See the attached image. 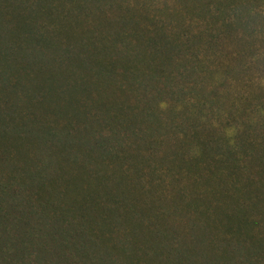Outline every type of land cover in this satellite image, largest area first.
Segmentation results:
<instances>
[{
	"label": "rangeland",
	"instance_id": "1",
	"mask_svg": "<svg viewBox=\"0 0 264 264\" xmlns=\"http://www.w3.org/2000/svg\"><path fill=\"white\" fill-rule=\"evenodd\" d=\"M5 2L8 3L0 4L2 39L7 38L9 30H17L31 14L29 6L19 7L10 3L11 0ZM124 3L130 6L131 14L134 12L132 7L138 9V15L128 22L117 21L120 25L112 29H107L106 23L100 24L98 31L91 36L104 37L90 41L80 54L87 56L86 51L89 50L94 60L99 58L97 54L100 53L104 56L102 58L111 56L115 61L130 59L131 52L125 57L124 48L132 49L135 57L137 50L149 57L157 56L156 53L167 54L172 58L166 60L163 72L184 73L183 67L175 65L189 68L194 60L191 59V52L195 51L199 58L196 63L203 62V65L196 67L194 62L192 70L213 75L209 78L211 83L204 84L202 92L216 96L206 102L208 107L207 110L201 109L203 113H198V110L189 113L187 109L182 113L187 104L186 98L191 101L193 98L176 91L173 83L171 90L156 92V87H162L154 73L155 80H150L146 93L136 86L128 89L129 85L123 91L106 89L103 99L108 107L111 99L117 104H122L119 100L124 103L125 114L133 106H136L132 109L136 115L139 107H146L162 124L165 123L163 130L146 136L148 140H155L149 152L141 145L145 141L138 134L119 132L114 137L108 134L115 119L108 117L111 109L107 107L102 111L108 114L90 106L85 100L87 102L83 101L82 108H79L81 112L86 111L85 117L78 115L77 119H69L70 105L78 104V101L70 105L66 103L71 93L89 90L82 87L83 83L73 82L83 69L90 73L87 62L74 74L70 70L73 68L67 67L64 61L56 62L54 67L60 69L51 68L45 77L49 89L59 88L53 90L54 98L45 95L37 103L35 100L40 99L35 95L38 88L32 89L27 83L20 84L19 78L15 79L16 93L6 101L5 110L0 107V264H97L100 251L103 254L107 251L101 257L102 262L99 258L101 264H128L120 254H126L127 248L135 242L138 244L133 236L138 234V239L142 240V234L134 232L131 221L130 225H123L119 214H127L130 208L135 207L145 215L147 211L150 214L157 212L164 218L166 216L162 213L174 205L177 210L172 217L164 219L166 225L172 226L168 237L164 236L161 240L159 237L154 242L160 247L158 256L161 260L166 259L168 248L182 246L186 249V264H218L211 262L209 256L212 252L208 247L219 246V243L225 247L232 246L236 241L241 249L230 251L232 254L226 260L227 264H264V163L260 167L255 166L252 162L257 160L248 159L240 152L237 164L246 168L236 180L237 198L226 196L219 201V194L209 190L217 178L209 180L208 189L206 186L198 187L193 179L185 177V166L176 164L177 160L169 157L172 150H179L184 158L199 155L194 144L195 137L190 134L193 126L185 125L190 119L199 123L195 128L198 134L214 133L222 135L223 140L228 137V144H233L238 151L242 148L237 145L244 147L245 152H264V0H137L136 3L124 0ZM124 3L123 0H99L93 5L98 6L94 11L105 17L114 12L109 4ZM164 10L168 16L163 15ZM140 16L153 19L146 22ZM90 19L86 18L84 26L92 22ZM135 22L139 28L155 26L167 34L187 35L188 40L177 46L165 43L158 49L155 46L142 48L139 45H153L140 43L144 39L134 37L132 29ZM117 32L124 40L115 39L114 33ZM197 33L199 37L192 36ZM194 39L198 44H193ZM101 41L105 45L103 53L97 52ZM40 50L38 59L34 52V56L27 60L28 64L34 67L46 62L49 51L45 47ZM68 54L59 50L54 58L67 60ZM142 69L147 73L149 68ZM74 75L76 77H72ZM139 79L147 80V76L140 75ZM121 82L124 83V79ZM178 82L181 83V80H175L176 84ZM94 94L92 91L91 95ZM19 95L24 98L25 104H19ZM145 101H148L146 105ZM55 114L63 116L59 118ZM142 121L139 125L143 124ZM173 122L181 123L174 129ZM66 123L69 127L67 131L65 127H58ZM208 123L212 126L205 127ZM85 126L91 129L83 133ZM68 132L74 136H68ZM104 136H110V139L102 141V145L92 149H88V144L83 145L99 142ZM170 139H180L182 144L168 146ZM186 139L191 140V144H183ZM138 146V150L133 152L132 148ZM213 151L214 148L210 150ZM127 152L130 155L122 156ZM141 152V156L149 153L153 159L148 156L144 162ZM137 156L140 166L144 165L140 172L134 173L131 161ZM149 177L154 178L159 188L152 185V191L156 192L145 195L143 188L148 187ZM200 190L204 191L200 198L209 202L207 206L202 211L184 207L185 202L193 200L191 196L198 198ZM54 204L77 207L74 212L77 217L70 216L67 225V221L61 218V208ZM152 207L155 212L145 211ZM66 213L71 215V211ZM95 214L100 217L98 224ZM171 218L173 220L169 221ZM103 219L104 227H101ZM143 222L146 227L143 225L141 231L145 235L152 233V226L165 224L162 225L161 219L155 220V223L153 220ZM55 225H60L58 230ZM61 225H64V230ZM57 231L66 240L75 242L67 246L54 240L57 234H61ZM79 244L82 247L75 253L74 248ZM135 252L140 256L139 250L135 249ZM214 253L217 254L215 250ZM149 254L152 256L154 253ZM146 256L149 255L145 253Z\"/></svg>",
	"mask_w": 264,
	"mask_h": 264
},
{
	"label": "trees",
	"instance_id": "2",
	"mask_svg": "<svg viewBox=\"0 0 264 264\" xmlns=\"http://www.w3.org/2000/svg\"><path fill=\"white\" fill-rule=\"evenodd\" d=\"M90 1V3H89ZM99 0H11L10 3H16L19 5V7L23 6H29L31 9V14L24 20V22L20 23V26L17 30H9V35L6 39H2V35L0 34V107L2 110H5L6 108V101L10 99L11 95L16 93L15 86L16 82L15 79L19 78V82L21 83H27L30 85L33 89V87L38 88L37 93L35 94L40 99L37 101L35 100V103L42 101L45 95H49V97L54 98L55 92L54 89L58 88H51L49 89L47 80L45 77V74L50 71L51 68L54 69H60L55 68L56 62H65V65L67 67H72L73 69H70L73 71V74L76 70H78V67H81L87 62L89 66L88 72L83 69L81 72V75H78L77 77L74 75L72 77L74 78L73 82H79L83 83L84 85L82 87H87L89 90L83 91L80 93H71L66 103L74 104L78 101L77 105H70L71 111L69 112V119H77L78 115H81L82 117H85L84 113L86 112L83 110L81 112L82 108V102L85 100L89 101L90 106L97 107V109L101 110L103 108L111 109V113L108 114L113 119H115V122L112 126L109 127V135L111 137L116 136L119 132H124L127 134H138V137L141 136V139L145 141L141 143L143 148H148L152 146V143L155 142L154 138L148 140L146 139V136H150V134H153L155 132H158L160 130H163L164 124H162L161 121L156 118L155 113L152 112V110H149V108L146 107H139L138 108V114H133L134 108L136 106H133V108L127 109L126 114L124 113L125 105L124 103L119 100L122 104H117L114 102V99L110 101L109 107L104 102L105 96L103 95L105 93L106 89L114 88L115 91H123L127 85L131 88H135V86L140 89H142L143 92H147L150 83V80H155V76L153 73L158 76L157 78L160 79L159 83L162 88L156 87L154 90L161 91L164 89L171 90L172 85L174 84V88L178 92H183L189 94L190 98H193V100H187L186 106L181 110L189 111L191 113L194 110H198L199 112L203 111L201 109L207 110V103L213 100L216 96V94H204L202 92L204 88V84H206L209 81V78H212V73H207L202 71V73H199L197 71H193L192 67H194L195 60L199 59L195 51L191 52V59L193 60V63L189 68L182 66L181 64H176L175 66L183 67L184 73H168L163 72L165 68L166 60H169L172 58V56L160 53H156L157 56L146 55V53H142V51L137 50L134 52V54H137V57H135L132 54V49H125L124 48V55L127 57V53H130V59L124 58L123 60L115 61L114 59L110 58L111 56L107 58H102V54L98 53L97 56L99 58L93 59V53L89 50H87V56H82L80 52L86 47V45L95 39L103 38V35L99 36H91L94 32L98 31L97 28H99L100 24H107V29H112L114 26H117V24L123 22H128L129 20H133L134 15L137 16L138 9H134V12L131 14L130 12V6L124 3V5L120 4H109L110 7L114 8L113 14L107 16H102L101 13H97L94 10L98 9L97 5H93V2H97ZM114 2V1H113ZM134 3L137 2V0H133ZM1 3H8L5 2V0H0ZM89 3V4H87ZM83 4L85 6L83 7ZM1 11V9H0ZM164 16H168V13L164 10L163 11ZM91 17L89 25L84 26L86 18ZM152 18V17H151ZM95 19H100L101 21H97ZM140 19L142 21L149 22L152 19L142 17L140 16ZM122 20V21H121ZM119 21V22H117ZM137 22L133 23V35L134 37L137 36V39L140 38V40L144 39V41L141 42H147L148 44H151L153 46H147V45H139L142 48L146 47H156L157 49L160 48L165 43L170 44L169 46H172L174 43L175 46L177 44H183L185 43L187 39V35H181L180 33L175 34L174 32H171V34H167L166 32H163L161 29L156 28L155 26H152V28L147 29L146 27L139 28L137 26ZM120 25V24H119ZM115 30V29H114ZM118 31V30H115ZM120 32V31H119ZM119 32L114 33L115 39L118 41L124 40L122 37V34ZM168 35H171L172 37L169 38ZM199 33L193 34V37H199ZM179 37V38H178ZM166 38V39H165ZM178 38V39H177ZM182 38H185L183 40ZM82 39V41L80 40ZM112 39V38H109ZM84 41V42H83ZM193 44H198V42H194ZM76 42V43H75ZM192 43V42H190ZM77 44V45H76ZM74 45V46H73ZM99 46L97 47V52L102 51V53L105 51V45L103 42H99ZM122 46V45H121ZM138 46V45H137ZM42 47H45V50H48V55L46 57V62L42 65H35L34 67L32 64H28V59L32 58V56L36 55L37 59L40 55L39 51ZM196 47H199L196 45ZM133 48V47H132ZM155 50V48H153ZM59 50H64L68 52L67 60L62 58H54L55 54ZM72 50V52L70 51ZM131 50V51H130ZM134 50V48H133ZM35 54L33 55V53ZM96 52V53H97ZM81 57V58H80ZM158 59H156V58ZM36 59V58H34ZM27 62H26V61ZM128 60V61H127ZM198 61V60H197ZM12 63V64H11ZM171 63V61H170ZM169 63V64H170ZM203 63V62H202ZM201 62H197L195 65L196 67H202L200 65H203ZM145 65V66H144ZM173 65V64H172ZM42 66V68L40 67ZM31 67V69H30ZM141 67V68H140ZM144 67L149 68L147 73H145ZM14 68V69H13ZM26 69H30L29 71H25ZM64 69V68H63ZM66 69V68H65ZM121 70V72H120ZM163 72V73H162ZM147 76V80L141 81L139 77ZM160 75V76H159ZM162 75V78H161ZM92 77V78H91ZM122 79H124V83H122ZM180 79L181 83L176 84L175 80ZM89 80V82H88ZM186 80V81H184ZM188 80V81H187ZM207 80V81H206ZM92 81V83H91ZM206 81V82H205ZM173 83V84H172ZM209 83H211L209 81ZM27 87V86H26ZM25 87V88H26ZM94 91L95 94L91 95V92ZM202 92V93H201ZM15 97V95H14ZM67 97V95H65ZM94 97V98H93ZM97 98V99H96ZM102 98V100H101ZM80 99H84L79 101ZM19 104H25L24 98H22L19 95ZM44 101V100H43ZM87 102V101H85ZM148 101L144 102V105H146ZM198 107V108H197ZM79 109V110H78ZM133 109V110H132ZM21 112V111H20ZM59 118L62 116H59L55 114ZM111 115V116H110ZM117 115V116H116ZM67 118V117H66ZM138 118V119H137ZM144 120V121H142ZM68 121V120H67ZM143 122L142 125H139L140 122ZM188 121V119H187ZM181 122H173L174 129L178 128L180 126ZM187 126H193V129L191 130V136L195 137V146L199 150V155L194 157L190 156V158L186 157L184 158L183 155L179 152V150H172L169 157L170 159H175L176 164L180 163L181 165H184V175L186 178H191L196 183L198 187L206 186L208 189V183L209 180H212L213 178H217V182H214V186L210 185V191L213 193L219 194V197L222 199L224 197L228 198H237L235 190H236V180L239 175H242V170L245 169L237 164V160L239 159V153L246 155L249 157L248 159L251 160H257L256 162H252L255 164V166H261L264 163V152L263 151H255V150H249L248 152H245L244 147L237 145V147L242 148L241 150H236L233 148V144H228L229 138L226 137L225 140H223L222 135L209 133V134H198L197 130L195 129L199 123H194L193 119H190L188 123H185ZM58 126V125H57ZM68 124H63L62 126L58 127H65L64 129L67 131ZM212 125L208 123L205 127H211ZM54 127V126H53ZM88 129H91L87 126H85V129L83 131L86 132ZM69 130V129H68ZM69 133V132H68ZM114 135H113V134ZM68 136H74L69 133ZM110 136L108 137H102V140L96 143H83V145L88 144V149H92V147L102 145V141L104 142L106 139H110ZM140 138V137H139ZM116 140V139H114ZM171 143H168V146H179L182 144L180 142V139H170ZM183 144H191V140H183ZM227 141V142H226ZM69 143V142H66ZM237 143V142H236ZM69 145V144H67ZM82 145V147H83ZM140 146L134 147L133 152H136ZM214 148L213 152H210L211 149ZM176 149V147H174ZM128 151V150H127ZM150 152V151H149ZM88 153V152H87ZM143 153H140V157L144 159V162L148 158V156L152 155L146 154L144 157L141 156ZM130 155L129 152L123 153L122 156ZM113 156H115L113 154ZM241 156V155H240ZM138 157H135L131 161V165L136 170H133L134 173L140 172L142 169V166H140V163L138 160ZM222 157V158H221ZM221 158V159H220ZM201 162V165H199ZM146 165H149V162H146ZM14 170V169H12ZM202 170V171H201ZM152 172V170H151ZM150 172V173H151ZM181 172V171H180ZM34 173V172H33ZM212 178H211V177ZM119 178V177H118ZM121 180V178H120ZM193 183V182H192ZM122 184V183H118ZM148 187L143 188V191L146 194H151L156 191H152V185L156 186V188H159V184L155 182L154 178L149 177L148 178ZM179 184V183H178ZM123 187V186H122ZM121 187V188H122ZM183 187V185H182ZM160 189L162 187L160 186ZM204 193L203 190H200L199 193H197L198 198H195L194 196H191L193 200L185 202L183 204L184 207L190 206L193 209H199L202 211V209L207 206L209 202L203 201L200 196ZM182 195V194H181ZM219 203V202H218ZM242 204V203H241ZM56 207L61 208L62 213L61 218L63 220L67 221V225L70 223L69 217H77L74 216V212L77 211V207L71 206H62L59 204H54ZM220 205V203H219ZM216 206L215 208H217ZM64 208V209H63ZM188 208V207H187ZM71 211V215L66 213V211ZM151 210L152 212H155L152 208H147L145 211ZM177 210V206H172L171 208L165 210L162 214L166 217H172V213H174ZM195 211V210H194ZM216 209H214L215 213ZM55 215V212H52ZM96 213V212H95ZM157 212L150 214L147 211V214L145 215L144 212H141L140 208H130V211L127 212V214H119L120 219H123L124 224L123 225H130L134 224V232L141 233L142 240L138 239L139 235L133 236V240L137 241L138 244L135 245L132 244L129 248H127L126 254H120L121 257L124 258V261H128V264H186L185 263V256L186 255V249L182 246H176V247H170L165 251L166 259L161 260L159 258V250L160 247H157V245L154 243L155 239H158L160 237V240L163 239L164 236L168 237V234L170 233V230L172 228L171 225H166V222L163 218V216H159L156 214ZM65 217H64V216ZM77 215V214H75ZM82 214L78 215L79 217ZM142 217H138V216ZM123 216V217H122ZM144 216V217H143ZM174 216V215H173ZM100 217H97L95 214V221L97 222V219ZM106 219V217H104ZM102 220L101 227H104L105 220ZM161 219L163 220L162 225L163 226H152V233H145L141 231L142 226L146 227V224H144V220H153V223H155V220ZM173 220L172 218L169 220ZM69 222V223H68ZM143 223V224H142ZM61 229L64 227V225H61ZM60 225H55V228L57 230L59 229ZM66 227V226H65ZM79 227V226H78ZM64 230V229H62ZM53 231V229H52ZM58 233H61L57 231ZM131 229V233L133 235L134 233ZM144 233V234H143ZM54 236H52L53 238ZM99 237V236H98ZM54 240H57L59 242L64 243L67 246H70L73 241H68L65 238H63L62 233L57 234V237L54 238ZM159 240V239H158ZM228 244V243H227ZM221 246V247H220ZM65 247V246H63ZM82 246H79L77 248H74V252L78 253L79 248ZM106 248V247H104ZM123 248V247H121ZM135 249L140 251V256H138L135 252ZM208 249L212 252V254L209 256L211 259V262H216L218 264H227V259L229 255L232 254L233 250H240L239 245H237V242H233L232 246H223L222 243H219V246L215 247H208ZM121 251H124L120 249ZM214 250L217 252V254L214 253ZM107 251H104V254L106 255ZM148 252V253H147ZM145 253L149 256L145 257ZM149 253H154L152 256ZM102 251L99 253V258L104 256ZM143 254V255H142ZM67 255V254H66ZM253 256V253H251ZM89 257V256H87ZM99 258L97 264H99ZM140 258V259H139ZM153 259V260H152ZM103 258H101L102 262ZM152 260V261H151ZM140 261V262H139ZM91 262V261H90ZM101 264V263H100Z\"/></svg>",
	"mask_w": 264,
	"mask_h": 264
}]
</instances>
